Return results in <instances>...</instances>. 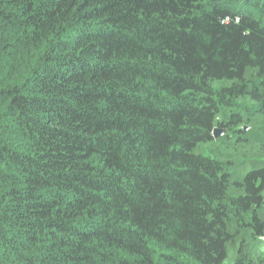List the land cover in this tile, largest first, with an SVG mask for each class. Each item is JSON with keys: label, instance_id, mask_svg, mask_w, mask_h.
I'll use <instances>...</instances> for the list:
<instances>
[{"label": "trees", "instance_id": "16d2710c", "mask_svg": "<svg viewBox=\"0 0 264 264\" xmlns=\"http://www.w3.org/2000/svg\"><path fill=\"white\" fill-rule=\"evenodd\" d=\"M253 123L264 0H0V264H264Z\"/></svg>", "mask_w": 264, "mask_h": 264}, {"label": "rangeland", "instance_id": "374dc122", "mask_svg": "<svg viewBox=\"0 0 264 264\" xmlns=\"http://www.w3.org/2000/svg\"><path fill=\"white\" fill-rule=\"evenodd\" d=\"M249 108L251 110V107H249ZM233 111H238L239 113H242V114L244 113V111H242V110L234 109ZM253 111L254 110L252 109L251 112L253 113ZM247 114L249 115L250 113H247ZM252 115H250V116H252ZM253 124L254 125H248V126L244 125V127H247V129L243 130L242 131L243 134H241V136L244 137L243 139H248V142L246 143V146H248L246 153L248 155H250L251 157L248 158L244 162H247V164L249 166H255L257 164L256 163L257 158L259 160H261V161H264L263 150H257L255 148H253V146L255 147V144H259V145H261V147L264 144V126H263L262 123H253ZM241 126L243 127V125H241ZM239 127H240V125H238V127H236V128L238 129ZM244 127H243V129H244ZM217 129H220V128L217 127ZM222 130H221L220 134L214 136V141L213 142L215 143V145L212 144V146L210 147V150H208V151L206 150V152H208L210 155L218 156L219 153H220V150L223 148L224 142H220V143H218V142L221 139H224L225 136H227V134H226V130L225 129L223 131ZM230 135L232 137H234V138H235V136H237L236 134H232V132H231ZM217 139H219V140H217ZM250 139H253V140L251 141ZM263 247H264V244H263Z\"/></svg>", "mask_w": 264, "mask_h": 264}, {"label": "water", "instance_id": "95a60500", "mask_svg": "<svg viewBox=\"0 0 264 264\" xmlns=\"http://www.w3.org/2000/svg\"><path fill=\"white\" fill-rule=\"evenodd\" d=\"M246 129H247V127H244L243 130H246ZM221 130H222V129H221ZM221 130H220V129H217V127H215V128L213 129V131H212V136L214 137L215 135L220 134ZM222 131H223V130H222Z\"/></svg>", "mask_w": 264, "mask_h": 264}]
</instances>
